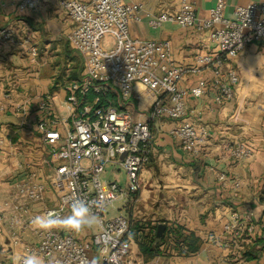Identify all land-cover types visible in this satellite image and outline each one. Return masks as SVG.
I'll return each mask as SVG.
<instances>
[{"label":"built area","instance_id":"obj_1","mask_svg":"<svg viewBox=\"0 0 264 264\" xmlns=\"http://www.w3.org/2000/svg\"><path fill=\"white\" fill-rule=\"evenodd\" d=\"M43 1L0 0V6L12 7L19 13H36ZM56 6L71 23L66 39L82 56L85 70L80 80L62 85L64 98L59 103L62 113L50 93L44 94L36 105L40 113L36 130L54 160L47 186L58 200L55 207L43 208L40 215L55 212L63 217L70 213L71 201L80 198L89 204L99 221L97 231L86 240H80L72 231L42 230L34 226L35 241L23 245L13 264H21L30 254H38L45 264H139L133 257L136 241L130 231L129 217L126 213L107 217L105 210L122 203L132 212L141 188L140 176L149 159L153 121L164 118L174 121L168 134L189 156H200L208 130L187 114L186 101L203 100L210 91L215 105L233 100L239 77L231 61L250 43H264V0H248L245 5H237L232 16L225 14V0H215L206 16H199L188 0H179L177 8L159 13L146 9L142 3L124 0H57ZM143 18L151 29L165 23L193 29L214 45L216 51L196 54L191 65H183L174 58L169 40L131 35V26ZM32 39L30 31L22 37L16 27L0 25V46H24L34 60L37 49L30 45ZM203 70H208L209 76L181 86L188 72ZM137 83L154 96L150 108L137 116L129 106L119 108L107 97L116 90L122 102L139 99ZM14 89L16 84L12 83L2 93L0 110L6 108L5 101H12ZM27 105L25 99L13 103L14 115H25ZM226 148L237 161L248 160L255 153L244 142L227 143ZM122 154L124 157L120 158ZM108 164L120 167L126 186L117 180L102 179ZM216 180L232 198L239 197V181L222 172L216 173ZM11 187L13 196L0 202V219L11 210L10 220L16 222L20 212H27L31 204L44 200L46 185L37 180L34 171L15 179ZM253 228L248 209L231 211L230 220L223 226L227 237L223 250H230L243 231L251 233ZM172 245L173 241L169 240L162 247L168 252Z\"/></svg>","mask_w":264,"mask_h":264},{"label":"crops","instance_id":"obj_2","mask_svg":"<svg viewBox=\"0 0 264 264\" xmlns=\"http://www.w3.org/2000/svg\"><path fill=\"white\" fill-rule=\"evenodd\" d=\"M127 3H142L153 13L177 8L179 0H124ZM199 16H206L215 0H188ZM57 0H44L36 13H19L12 7L0 6V25L16 27L22 37L33 33L30 45L37 49L33 60L24 46H0V101L8 85L16 84L12 101H5L0 110V202L13 196L12 182L29 171L37 173V180L46 185L44 200L33 203L27 212L12 222L11 210L0 219V264H13L23 251V245L35 241L32 220L43 208H53L58 200L47 186V178L54 168L50 151L40 140L36 122L40 116L36 105L46 93L54 97L57 108L64 98L59 86L54 90V74L42 60L40 52L48 48L57 54L64 45H69L66 35L71 23L60 13ZM248 0H225V14L232 16L237 5ZM32 23L35 26H32ZM131 35L145 39H167L171 43L176 61L191 65L196 54H211L216 51L204 36L193 29H183L172 23H165L158 29L148 27L145 18L131 26ZM56 54V55H57ZM236 69L239 83L232 101L215 105L213 92L203 99L188 98L187 114L196 124L208 130V137L202 144L199 157H191L182 151L178 141L168 134L175 124L171 119H161L150 124L152 132L151 149L146 167L141 173V188L130 212V220L166 226L178 225L192 232L200 239L197 251L178 255L174 244L164 255L144 263L137 243L133 255L139 264H264V43L252 42L231 61ZM85 70V69H84ZM67 73V69H65ZM84 74V72H83ZM209 76L208 70L188 72L181 86L194 84L200 77ZM139 99H130L131 112L137 116L150 108L153 94L135 87ZM27 100V111L23 116L14 115L12 104ZM208 107H212L209 110ZM244 142L253 147L254 156L237 161L232 158L226 144ZM213 167V170H209ZM120 167L112 164L110 176L105 181L120 178ZM225 173L241 184L240 195L232 198L227 189L221 188L216 173ZM125 176V175H124ZM127 185L125 177V185ZM126 208L118 209L125 213ZM249 210L253 232L243 231L242 236L231 244L230 250H223L227 240L223 226L230 220L231 211ZM70 213H67L68 215ZM24 225H27L24 227ZM60 231H70L56 228ZM90 227L73 232L80 240L89 239L96 231ZM156 228L154 230V234ZM254 258H250L251 253ZM176 253V255L174 254ZM94 256V253H91Z\"/></svg>","mask_w":264,"mask_h":264},{"label":"trees","instance_id":"obj_3","mask_svg":"<svg viewBox=\"0 0 264 264\" xmlns=\"http://www.w3.org/2000/svg\"><path fill=\"white\" fill-rule=\"evenodd\" d=\"M29 22L32 26H35L31 20H29ZM60 54L63 56L64 63H69V69L66 73L64 68L58 78L57 76L54 77L55 81L53 83L54 87L51 88L52 90H54L55 87L59 88V86L63 85L66 81L80 80L83 77L85 69L82 56L76 50L71 49L67 44L63 46ZM107 97L119 108L129 106L132 103L131 100L122 102L116 90L110 91ZM128 210L131 212L129 207ZM156 226L157 224H145L139 220H130V231L137 243L138 251L144 263L151 262L157 256L164 255L160 248L161 245L169 240L173 241L174 249L178 255H187L198 250L201 241L194 233L185 231L178 225H171L165 226L162 236L156 238L154 234ZM249 257L254 258V254L251 253Z\"/></svg>","mask_w":264,"mask_h":264},{"label":"clouds","instance_id":"obj_4","mask_svg":"<svg viewBox=\"0 0 264 264\" xmlns=\"http://www.w3.org/2000/svg\"><path fill=\"white\" fill-rule=\"evenodd\" d=\"M98 221V216L92 212L89 204L80 198H75L70 204V214L61 217L55 212H48L35 216L32 223L42 230L63 228L79 233ZM21 264H45V262L38 254H30L22 259Z\"/></svg>","mask_w":264,"mask_h":264},{"label":"rangeland","instance_id":"obj_5","mask_svg":"<svg viewBox=\"0 0 264 264\" xmlns=\"http://www.w3.org/2000/svg\"><path fill=\"white\" fill-rule=\"evenodd\" d=\"M61 53V52H60ZM40 56L41 58H43L42 60H49L51 59L50 64H48L51 67V71L53 72V74L55 75L54 77L58 76L63 72V69H66V63H64V59L63 56L61 54H57L55 51H52L51 48H48L46 50V52H40ZM57 54V55H56ZM112 170V164H108L102 174V179L105 181V179H108V176H110V172ZM119 183L121 185H125V176H124V172L120 171V178H119ZM124 205L122 203H115L113 206H109L106 208L105 213L107 217H112L115 216L116 214H118V209L122 210V207ZM125 213L127 214V216L130 218V210H128L126 208ZM91 230L97 231V226L96 224H94L92 227H90ZM91 231V232H92ZM92 232V233H93ZM134 257V255H133Z\"/></svg>","mask_w":264,"mask_h":264},{"label":"water","instance_id":"obj_6","mask_svg":"<svg viewBox=\"0 0 264 264\" xmlns=\"http://www.w3.org/2000/svg\"><path fill=\"white\" fill-rule=\"evenodd\" d=\"M123 157H124V154H122L120 156V158H123ZM165 226L166 225L164 223L157 224V226H156V232H155V237L156 238H160L162 236V234L164 232V229H165Z\"/></svg>","mask_w":264,"mask_h":264},{"label":"bare ground","instance_id":"obj_7","mask_svg":"<svg viewBox=\"0 0 264 264\" xmlns=\"http://www.w3.org/2000/svg\"><path fill=\"white\" fill-rule=\"evenodd\" d=\"M136 86H138V87H140V88L144 89L143 85H142V84H140V83H137V84H136ZM149 92H150V91H149Z\"/></svg>","mask_w":264,"mask_h":264}]
</instances>
